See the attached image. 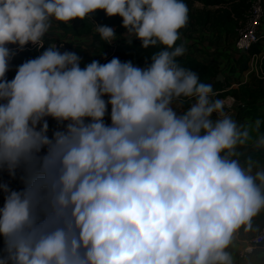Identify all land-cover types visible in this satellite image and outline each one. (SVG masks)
Segmentation results:
<instances>
[{
	"label": "clouds",
	"instance_id": "obj_1",
	"mask_svg": "<svg viewBox=\"0 0 264 264\" xmlns=\"http://www.w3.org/2000/svg\"><path fill=\"white\" fill-rule=\"evenodd\" d=\"M97 11L149 62L81 67L45 42ZM188 19L185 0H0V264H235L264 210V118L238 122L181 65ZM13 45L44 51L8 80Z\"/></svg>",
	"mask_w": 264,
	"mask_h": 264
},
{
	"label": "crops",
	"instance_id": "obj_2",
	"mask_svg": "<svg viewBox=\"0 0 264 264\" xmlns=\"http://www.w3.org/2000/svg\"><path fill=\"white\" fill-rule=\"evenodd\" d=\"M94 27L92 31L83 32L82 22L79 19L73 20L67 25L54 22L53 28L46 37L54 39L55 44H64L60 49L61 51L76 52L81 57V67H83L94 59L101 62L108 51L106 46L103 50L105 53L102 56L100 55L101 48H97L98 39L93 35L95 32ZM213 33L211 30H207L204 31V35H201L199 40L197 39L193 43L181 40L180 44L183 43L186 46L188 55L195 57L201 62H208L215 58L216 62L221 63L223 79L217 80L215 77V79L209 80L208 83H212L214 91L218 93V99H226L233 96L234 101L229 111L238 122L245 123L256 118H264V43L255 45L251 51L253 54L256 53L262 56V58L254 60L247 55H243L241 58L242 62L240 61L241 67L236 69L234 66L236 55H234L230 43L227 44L225 42L224 32L213 31ZM219 34L222 35L223 42L215 41ZM124 42L122 41L121 43ZM94 50L96 53H94ZM257 68L262 70L261 74L258 73ZM258 81L260 84H258ZM246 88L251 90L250 96H252H242V98L246 99L243 104L240 97L235 98L232 90L237 91L238 95H240L241 90ZM254 159L264 165V156L257 154ZM263 224L264 210L253 218L251 230L245 232L241 229L238 232L234 244L230 248L235 264H264V245L250 252L245 251L246 242L258 233Z\"/></svg>",
	"mask_w": 264,
	"mask_h": 264
},
{
	"label": "trees",
	"instance_id": "obj_3",
	"mask_svg": "<svg viewBox=\"0 0 264 264\" xmlns=\"http://www.w3.org/2000/svg\"><path fill=\"white\" fill-rule=\"evenodd\" d=\"M185 2L189 8V19L186 27L191 30L203 25L213 28L218 32L232 33L237 27L238 19L242 18L249 8L247 0H185ZM194 3H199L202 7L195 9L193 8ZM81 22L83 32L92 31V28L94 27L93 23L111 26L115 31L124 30L120 27V17H107L103 11H98L97 15L92 17V21L85 19ZM93 35L96 39L100 40L95 32ZM45 42L54 43V39L45 37ZM139 44L140 42L135 39L132 41L131 45L126 41L122 44H117L113 52L109 54L103 63L108 62L113 57H118L121 61L130 60L138 66H144L149 62L148 56L157 49H140ZM105 46L108 47L109 45L105 44ZM45 47H47V44ZM13 51H15V55L11 59L9 71L6 73L8 80H11L15 76L16 69L19 65L39 56L44 51V48L37 50L32 45H26L23 50H16L15 48ZM178 59L182 66L197 72L201 81L205 83H208L209 80L215 78L218 73L215 58H212L208 62H201L190 55L182 56ZM232 94L235 98H239L237 91L232 90ZM52 124L53 122H50V125ZM0 179L7 178L0 177ZM19 186L18 183L13 182V187ZM0 204H2V198H0Z\"/></svg>",
	"mask_w": 264,
	"mask_h": 264
},
{
	"label": "built area",
	"instance_id": "obj_4",
	"mask_svg": "<svg viewBox=\"0 0 264 264\" xmlns=\"http://www.w3.org/2000/svg\"><path fill=\"white\" fill-rule=\"evenodd\" d=\"M249 3V8L244 16L238 19V24L234 32L226 33L224 32V39L227 44L230 43L232 46L234 55H236L234 59V66L236 69L241 67V58L243 55H247L252 59H260L262 56L252 53V48L255 45L264 43V0H247ZM211 30L212 33L218 32L217 30L210 28L208 26H199L197 27L195 32L190 31H180L181 38L177 41L180 44L181 40H187L189 42H194L195 40H199L201 35H204V31ZM215 34V33H213ZM231 40V42H230ZM117 44L119 43H111L108 44V51L105 56L102 58L101 62L103 63L109 54L113 52ZM183 44V43H182ZM13 50L16 48L14 45L10 46ZM187 50L186 46L184 45ZM61 51V50H60ZM188 53L185 51L183 56H187ZM241 61V62H240ZM218 73H220L223 77L221 70V63L217 61ZM258 69V73H262L261 66ZM214 79V78H213ZM234 101L233 96H230ZM264 245V224L261 226L260 230L256 235H254L248 242H246L245 251L250 252L254 249L261 247Z\"/></svg>",
	"mask_w": 264,
	"mask_h": 264
},
{
	"label": "rangeland",
	"instance_id": "obj_5",
	"mask_svg": "<svg viewBox=\"0 0 264 264\" xmlns=\"http://www.w3.org/2000/svg\"><path fill=\"white\" fill-rule=\"evenodd\" d=\"M202 6H201V4H199V3H194V5H193V8H195V9H197V8H201ZM97 13H98V11L96 12V13H94L93 14V16L92 17H94V16H96L97 15ZM184 29V30H183ZM183 29H181L180 31H190V32H194V31H196V29H194V30H191V29H189V28H187L186 26L183 28ZM125 30H123V31H116V33L118 34V38L116 39V40H114L112 43H119V42H122V41H125L123 38H120L119 37V34L120 33H123ZM220 38V39H219ZM223 38H222V35H218L217 36V38L215 39V41L216 42H223V40H222ZM94 42H96V41H94ZM106 46H105V44H104V42L103 41H101V40H98L97 41V48L99 49V48H101L100 49V55L102 56L105 52L103 51L104 50V48H105ZM103 48V49H102ZM98 52V51H97ZM94 53H96V51L94 50ZM215 79V78H214ZM257 83V82H256ZM255 83V84H256ZM258 84H260L259 83V81H258ZM211 85H212V83H211ZM250 89H248V88H246V89H242L241 90V93H240V95H238L240 98H241V100H242V102H243V104L245 103V100L246 99H244V98H242V96L243 97H248V96H250ZM222 95V94H221ZM252 96V95H251ZM250 96V97H251ZM217 98V97H216ZM252 99V98H251ZM237 107H239L238 105H236ZM242 110H243V108H242ZM0 245L2 246V242H0Z\"/></svg>",
	"mask_w": 264,
	"mask_h": 264
},
{
	"label": "water",
	"instance_id": "obj_6",
	"mask_svg": "<svg viewBox=\"0 0 264 264\" xmlns=\"http://www.w3.org/2000/svg\"><path fill=\"white\" fill-rule=\"evenodd\" d=\"M216 79H217V80H222L223 77H222V75H221L220 73H217V75H216Z\"/></svg>",
	"mask_w": 264,
	"mask_h": 264
}]
</instances>
